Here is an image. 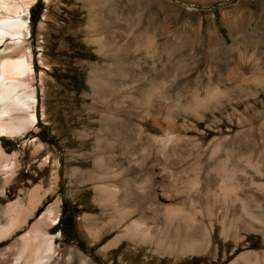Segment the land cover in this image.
<instances>
[{
  "label": "rangeland",
  "instance_id": "rangeland-1",
  "mask_svg": "<svg viewBox=\"0 0 264 264\" xmlns=\"http://www.w3.org/2000/svg\"><path fill=\"white\" fill-rule=\"evenodd\" d=\"M23 19L36 121L0 138V264H33L48 237L44 264H263L264 0H36ZM218 163L241 187L225 200ZM164 207L209 247L155 252L185 237ZM134 224L151 243L122 236Z\"/></svg>",
  "mask_w": 264,
  "mask_h": 264
},
{
  "label": "bare ground",
  "instance_id": "bare-ground-1",
  "mask_svg": "<svg viewBox=\"0 0 264 264\" xmlns=\"http://www.w3.org/2000/svg\"><path fill=\"white\" fill-rule=\"evenodd\" d=\"M35 1L36 0H0V47H2L0 49V138H16L20 136L22 133H24L26 130L31 128L36 121L34 115L35 100L33 97V91L30 85L28 84L29 78L32 76L31 75L32 70L29 63L28 52H25L22 47L24 37L26 36V34H28L27 26L23 19V16L27 14L28 10L35 3ZM162 31H163L162 34L164 35L167 33V29L165 28H163ZM8 41L9 43L4 44L5 42ZM216 149L217 148H214L213 154L216 151ZM260 162L264 164L263 160ZM218 164L220 165H217L216 169L218 172H220V175L221 173L223 174V177L221 176L222 180L218 184L220 189L219 194L221 193L222 198L225 200L229 197L230 194H232L233 192L234 193L237 192V190H240L241 187L238 184L232 186L231 183H230L231 185L229 186L227 182H230L232 181V179H234L233 178L234 171L225 172L223 167L224 164L223 165L221 163ZM13 165H14L13 161L10 160L6 161L5 163L1 164L0 172L4 176L8 175L12 171ZM261 173L257 171L258 175L264 177V173L263 174ZM196 184H198V182H196ZM124 189L126 192V193L124 192L125 194L123 196L124 200L133 202L135 206L142 205L143 200L146 197L136 195L137 194L136 191L139 190L136 186L133 187L132 185L129 184V185H125ZM134 191L136 192V194L132 193ZM100 193H101L100 198L103 203L104 202L111 203L113 201L115 195L113 191L110 192L100 189ZM192 196L194 197V195ZM166 197L169 198L170 196H166ZM204 198L207 199V197ZM237 198L235 195L236 200ZM193 201H195V199L192 198V201H190L191 204L193 203ZM174 209L175 208L172 207L170 208L164 207L163 210L164 224L169 228L180 230L179 225L182 223V231L185 237L182 238L179 242L171 241L168 244H162L159 242L155 243L154 245L155 252L162 250V252L164 251V253L165 252L168 253L170 257H174L176 260L181 256L183 257L185 255L196 254L197 251L200 250L202 247H205L207 249L210 244L209 235L204 234L202 236L201 241L198 239H194V237H190L189 233L193 230L190 216H187L182 212L175 211ZM49 213L50 211L46 214L48 215ZM121 213L122 214L119 213L120 214L119 218L122 220L129 212H121ZM50 215L51 214H49L48 216L50 217ZM52 222L53 220L50 221L51 224ZM259 223L257 224L258 227L253 225L254 224L253 223L252 224L253 228L249 227V229L252 230V233L258 232L261 235H264V231L262 229L263 226L260 225ZM259 225L262 227H260ZM122 236L127 237L128 239L131 240L139 241L140 243H151L149 234L146 231L137 229L135 224L128 226ZM119 239L120 237L114 238L103 249H108L113 246H116ZM42 244H43L42 251L39 253V255H37L33 264H44L45 262H47V260L51 258V254L53 252L52 238L48 237V239L44 241V243ZM246 256L247 255H242L239 257L240 264H257L256 262L257 260L255 262H251V260L250 261L247 260Z\"/></svg>",
  "mask_w": 264,
  "mask_h": 264
},
{
  "label": "trees",
  "instance_id": "trees-1",
  "mask_svg": "<svg viewBox=\"0 0 264 264\" xmlns=\"http://www.w3.org/2000/svg\"><path fill=\"white\" fill-rule=\"evenodd\" d=\"M72 212L73 210H71V208H68L66 203L63 202L61 204L60 220H61V223H66L69 228H72V225H73Z\"/></svg>",
  "mask_w": 264,
  "mask_h": 264
}]
</instances>
